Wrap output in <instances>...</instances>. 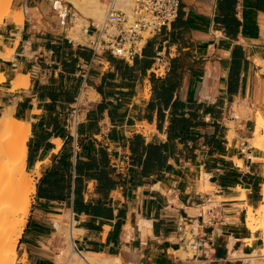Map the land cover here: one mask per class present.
Returning <instances> with one entry per match:
<instances>
[{
    "label": "crops",
    "instance_id": "obj_1",
    "mask_svg": "<svg viewBox=\"0 0 264 264\" xmlns=\"http://www.w3.org/2000/svg\"><path fill=\"white\" fill-rule=\"evenodd\" d=\"M59 1L13 0L0 24V114L30 122L36 184L17 259L57 264L72 232L98 264H264L250 256L262 230L247 224L264 197V152L250 143L264 0H181L131 60L71 37Z\"/></svg>",
    "mask_w": 264,
    "mask_h": 264
},
{
    "label": "bare ground",
    "instance_id": "obj_2",
    "mask_svg": "<svg viewBox=\"0 0 264 264\" xmlns=\"http://www.w3.org/2000/svg\"><path fill=\"white\" fill-rule=\"evenodd\" d=\"M0 1L5 2L7 12L4 15V18L6 19L7 17H9V9L12 5L13 0ZM62 1L69 2L74 8L73 17L71 19L72 24L69 26V35L75 39L80 40L83 39V32L89 25L91 19H93L97 24L103 20L106 14V7L108 2V0L106 2L103 0ZM118 6L122 7L124 10L130 13L132 1L119 0ZM66 8L67 4H64V9ZM23 16L24 12L20 10L16 13L15 19L21 21L23 20ZM0 22H2V20H0ZM3 79L4 76L0 74V80ZM21 82L22 81L17 80L14 82L13 86H19ZM83 95H85V93H83L82 96ZM235 111L245 118L253 115V108L244 102H241L240 105L238 104V106L235 107ZM30 132V122L15 117L11 108L5 109L0 114L1 264H16L18 240L22 234V231L27 222V218L30 214L32 204L31 194L36 190V184L34 183L32 178H30L29 172L27 170L26 161L27 142L30 136ZM250 143L251 145L261 149L264 152V113H257L256 129L254 132V136L252 138L250 137ZM240 162L239 164H242ZM247 224L252 231L262 230L263 232L262 247L260 249H255L250 256H253L254 258L255 256L264 257V197L262 203L258 208L254 209L252 206L249 207ZM62 225L63 221L62 224L57 223L58 229L61 230L64 226ZM69 238V246L62 248V250H60V253L56 257L57 264H68L69 262L78 264H98L97 261L100 255L93 253L85 254L86 252H79L72 240V232H70Z\"/></svg>",
    "mask_w": 264,
    "mask_h": 264
},
{
    "label": "built area",
    "instance_id": "obj_3",
    "mask_svg": "<svg viewBox=\"0 0 264 264\" xmlns=\"http://www.w3.org/2000/svg\"><path fill=\"white\" fill-rule=\"evenodd\" d=\"M131 1L130 13L118 6L119 0H108L103 20L97 24L91 19L84 32L90 35L95 50H107L124 59H134L147 38L178 17L181 5V0ZM158 70L154 72L158 73ZM74 113L77 121L78 108Z\"/></svg>",
    "mask_w": 264,
    "mask_h": 264
},
{
    "label": "rangeland",
    "instance_id": "obj_4",
    "mask_svg": "<svg viewBox=\"0 0 264 264\" xmlns=\"http://www.w3.org/2000/svg\"><path fill=\"white\" fill-rule=\"evenodd\" d=\"M12 8H13V1H12V5H11V7H10V9H9V11H10V13H9V17H10V15H11V13H12ZM68 11H69V15H70V17L72 16V14H73V11H74V8H73V6H71V4H68ZM6 12H7V10H6V5H5V2L4 1H0V20H2V22H0V24H2L3 22H4V20H8L9 19V17H7L6 19L4 18V15L6 14ZM18 12V11H17ZM16 12V13H17ZM15 18H16V14H15ZM18 21V20H17ZM22 21V20H21ZM146 36H147V34H145ZM148 127V126H147ZM29 175H30V178H32V180L33 181H35L34 180V176H33V174H31L30 172H29ZM35 183V182H34ZM33 194V193H32ZM32 194H31V197H32ZM66 221H65V226H64V229H66V231H67V233H69V230H70V225H69V216H66V219H65ZM262 235H263V232H262ZM258 257H260V256H258ZM262 257V256H261ZM264 260V258L262 257L261 258V261H263ZM1 264V263H0ZM16 264H21V261H19L18 259H17V255H16Z\"/></svg>",
    "mask_w": 264,
    "mask_h": 264
}]
</instances>
